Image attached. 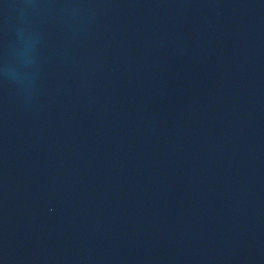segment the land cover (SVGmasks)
I'll return each mask as SVG.
<instances>
[{"label": "water", "instance_id": "obj_1", "mask_svg": "<svg viewBox=\"0 0 264 264\" xmlns=\"http://www.w3.org/2000/svg\"><path fill=\"white\" fill-rule=\"evenodd\" d=\"M0 264H264V0H0Z\"/></svg>", "mask_w": 264, "mask_h": 264}]
</instances>
